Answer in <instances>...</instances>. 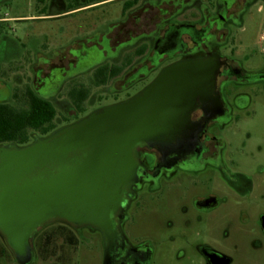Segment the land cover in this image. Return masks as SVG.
Returning a JSON list of instances; mask_svg holds the SVG:
<instances>
[{
  "label": "flooded vegetation",
  "instance_id": "flooded-vegetation-1",
  "mask_svg": "<svg viewBox=\"0 0 264 264\" xmlns=\"http://www.w3.org/2000/svg\"><path fill=\"white\" fill-rule=\"evenodd\" d=\"M9 2L0 0V7ZM114 3L120 6L111 9L113 19L107 22L106 30L97 29L76 37L65 46L43 45L19 51L15 59L0 61L1 103L31 109L40 100L51 104L55 111L43 125L29 129L27 142L6 141L0 146L27 145L106 106L90 110L84 106L92 86L113 92L111 104H114L134 96L173 63L204 58L209 65L216 64L213 77L203 84L205 93L197 94L191 105L188 99L184 100L164 140L154 144L140 142L134 148L135 180L125 187L123 205L111 215L119 244L116 264H147L149 248L146 244L134 248L124 232L129 208L145 185L158 189L164 176L198 173L207 168L223 175L229 173L223 156L228 143L222 132L242 119V109L249 101L247 94L235 93L234 89L255 79L264 83V66L247 71L235 58V50L222 49L229 35L228 25L236 20V5L240 0H34L33 5L39 12L38 18H43L49 11L52 17L72 16ZM26 19L30 18L0 13L1 26L7 21ZM9 27L8 24L7 30H0V53ZM115 69L119 70L115 73ZM103 73L107 76L104 81ZM87 74H90L89 85L83 82ZM256 75L260 77L255 78ZM141 81L145 83L136 92L119 97ZM84 90L89 91L85 98ZM104 98L105 95L98 101ZM220 204V196L214 193L197 197L194 202L200 211L213 210ZM263 216L260 222L264 231ZM203 249L208 264L222 256L229 257L220 249Z\"/></svg>",
  "mask_w": 264,
  "mask_h": 264
},
{
  "label": "rangeland",
  "instance_id": "rangeland-1",
  "mask_svg": "<svg viewBox=\"0 0 264 264\" xmlns=\"http://www.w3.org/2000/svg\"><path fill=\"white\" fill-rule=\"evenodd\" d=\"M33 3L34 0H10L0 7L1 15L30 18L7 21L3 26L0 21V30L10 26L0 53L1 62L15 59L19 51L43 45L65 46L94 30L104 31L113 19L111 9L120 6L105 4L61 17L50 16L49 11L47 16L38 18ZM236 11V20L228 25L229 35L222 49L235 50V58L243 68L256 71L264 66V0H240ZM89 78L90 74L84 75L85 85H89ZM144 83H136L119 97L133 94ZM103 92L92 86L84 106L90 110L111 105L115 95ZM234 92L247 94L249 101L242 109V119L222 132L228 143L223 156L229 173L223 175L207 168L198 173L164 176L158 189L145 185L129 208L124 232L133 247L146 244L149 248L147 264H208L203 248L224 251L230 264H264V231L260 222L264 214L263 80L241 84ZM207 193L219 195L221 204L213 210L200 211L194 202ZM46 235L50 240H46ZM0 238L3 239L1 235ZM33 244L35 258L30 264H103L102 233L87 226L76 229L62 220H52L38 229ZM0 264L19 263L11 252V256L0 255Z\"/></svg>",
  "mask_w": 264,
  "mask_h": 264
},
{
  "label": "water",
  "instance_id": "water-1",
  "mask_svg": "<svg viewBox=\"0 0 264 264\" xmlns=\"http://www.w3.org/2000/svg\"><path fill=\"white\" fill-rule=\"evenodd\" d=\"M215 70L216 64L204 58L173 63L128 99L27 145L0 146V235L16 261L33 262L35 232L54 219L99 230L103 264H116L119 244L111 215L135 180L134 148L140 142H162L176 110L184 100L191 105L205 93L203 84ZM230 262L222 256L212 264Z\"/></svg>",
  "mask_w": 264,
  "mask_h": 264
},
{
  "label": "trees",
  "instance_id": "trees-1",
  "mask_svg": "<svg viewBox=\"0 0 264 264\" xmlns=\"http://www.w3.org/2000/svg\"><path fill=\"white\" fill-rule=\"evenodd\" d=\"M118 70L115 69L114 72L116 73ZM103 74L102 81L107 77L106 73ZM88 93L89 91L84 90L83 97H87ZM54 112L51 104L43 103L40 100H36L31 109H19L0 102V143L6 141L27 142L30 137L29 129L43 125L45 121L51 119ZM46 240H50L49 235H46ZM5 254L11 256V250L5 240L0 238V255L5 256Z\"/></svg>",
  "mask_w": 264,
  "mask_h": 264
}]
</instances>
